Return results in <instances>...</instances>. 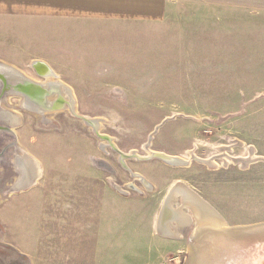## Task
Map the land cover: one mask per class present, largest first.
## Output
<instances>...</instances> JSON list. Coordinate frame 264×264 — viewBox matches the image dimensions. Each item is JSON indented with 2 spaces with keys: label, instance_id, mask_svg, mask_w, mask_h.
<instances>
[{
  "label": "rangeland",
  "instance_id": "1",
  "mask_svg": "<svg viewBox=\"0 0 264 264\" xmlns=\"http://www.w3.org/2000/svg\"><path fill=\"white\" fill-rule=\"evenodd\" d=\"M170 2L164 22L109 32L110 38L89 41L86 55L57 54L68 41L50 35L15 38L24 29L0 40V62L36 84L49 83L34 71L36 62L44 64L73 93L72 108L46 115L24 109L17 93L4 98L17 116L5 119L14 126L4 141L15 139V151L27 152L40 175L33 185L10 191L17 168L10 149L0 157V240L6 220L20 228L33 218L12 216L6 206L37 208L44 195L56 198L48 206L63 209L74 194L108 192L107 211L92 223L125 230L117 233L123 241L108 233V264H186L195 224L179 235L157 224L177 183L230 227L264 223V0ZM119 152L164 153L186 164L120 159Z\"/></svg>",
  "mask_w": 264,
  "mask_h": 264
},
{
  "label": "crops",
  "instance_id": "2",
  "mask_svg": "<svg viewBox=\"0 0 264 264\" xmlns=\"http://www.w3.org/2000/svg\"><path fill=\"white\" fill-rule=\"evenodd\" d=\"M170 1L0 0V40L13 39V33L24 29L20 31L24 36L15 38L42 40L50 35L54 39L68 41L69 47L59 46L57 54L86 55L89 41L110 38L109 32L123 30L127 25L164 22L168 18L165 12ZM97 50L101 48L97 47ZM93 194H74L69 197L68 207L63 209L60 206H48L46 201H55L56 198L44 195L38 198L41 202L37 208L9 209L6 206L5 212L10 211L12 216L33 218L27 219L20 228L6 220L5 234L0 240V264H108V233L116 232L110 240L123 241V235L117 233L125 230L110 229L108 224L102 222L92 223L94 216L100 214L102 217L108 209V192L94 194L96 196ZM92 200L98 202L93 204ZM123 200L118 202L124 204ZM126 200L136 201L132 198ZM65 215L67 221L61 218ZM36 220L37 223H34ZM20 234L21 239L17 236Z\"/></svg>",
  "mask_w": 264,
  "mask_h": 264
},
{
  "label": "bare ground",
  "instance_id": "3",
  "mask_svg": "<svg viewBox=\"0 0 264 264\" xmlns=\"http://www.w3.org/2000/svg\"><path fill=\"white\" fill-rule=\"evenodd\" d=\"M44 68L38 64L34 71L39 76H46L49 83L36 84L19 75L16 72L17 70L10 67L9 64L0 62V118L2 119V124L0 122V135L2 137L0 138L2 141L7 139L8 135L13 137L14 123L5 121V119L8 116L10 118H17V116L12 112L10 113L6 108L7 101L4 98L7 99L14 93L23 98L22 107L24 109L42 115L52 113L61 108L68 109L73 107V96H71L73 93L71 94L70 88L66 85L64 87L63 83L61 84L59 79H57L58 76L53 72L48 71L45 73ZM3 143L6 146L0 150V157L4 155V151L10 149L9 151H11L13 156L12 164L17 168L16 174L18 178L14 185L11 186L10 191L24 189L33 185L40 175L38 163L27 152L15 151L17 146L15 139L12 142L8 140ZM124 155L126 156L125 158L134 157V153L132 155ZM175 158L179 160L180 164H186L182 159ZM242 160L244 161L245 159ZM20 162L22 164H19ZM141 182L143 185H147L144 179H141ZM177 197L181 198L182 204L178 202ZM164 202L157 223L162 232L168 233L170 231L169 235H179L182 227L189 225L191 222L195 224L187 248L189 252L187 262L189 264H244L243 260H247L246 264H253L254 260L251 252L255 249V246H261L264 241V228L254 229L249 232L230 233L233 227H230L215 208H212L187 185L175 184ZM187 208L194 215V221H192L193 216L189 214ZM258 257L260 258L262 255Z\"/></svg>",
  "mask_w": 264,
  "mask_h": 264
},
{
  "label": "water",
  "instance_id": "4",
  "mask_svg": "<svg viewBox=\"0 0 264 264\" xmlns=\"http://www.w3.org/2000/svg\"><path fill=\"white\" fill-rule=\"evenodd\" d=\"M38 64L42 65L39 62H37V65ZM42 67H45L44 71H45V73H47L48 72V68L44 64L42 65ZM85 122L91 123L88 119H85ZM119 155L121 157L120 159L126 157L121 152H119ZM134 157L140 158V159L158 158V159H160V160H162L165 163H168L170 165L180 164L179 160H176V158H174V157L171 158L170 156H168V155H166L164 153H158V152H151L150 156H148L146 158L145 157H139L138 155H134ZM132 174L136 176L135 173H132ZM12 191H14V190H12ZM241 228H246V229H241ZM260 228L261 229L264 228V223H257V224L250 225V226L233 227L231 229L232 231H230V233H234V232L235 233H241V232H244V231L249 232V231H253L254 229H260ZM237 229H241V230H237ZM225 234H228V233H225ZM251 254H252L253 260H254L253 264H264V241L262 242L261 246H255V249L252 250ZM260 255H262V257L259 258L258 256H260ZM188 261L190 262V260H188ZM246 261L247 260H243V263L246 264ZM186 264H189V263L186 262Z\"/></svg>",
  "mask_w": 264,
  "mask_h": 264
},
{
  "label": "flooded vegetation",
  "instance_id": "5",
  "mask_svg": "<svg viewBox=\"0 0 264 264\" xmlns=\"http://www.w3.org/2000/svg\"><path fill=\"white\" fill-rule=\"evenodd\" d=\"M12 142V141H11Z\"/></svg>",
  "mask_w": 264,
  "mask_h": 264
}]
</instances>
